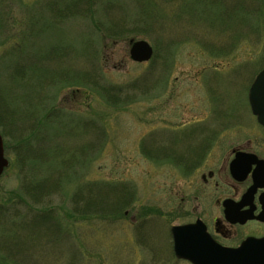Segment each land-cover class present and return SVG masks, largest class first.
Returning a JSON list of instances; mask_svg holds the SVG:
<instances>
[{
  "label": "rangeland",
  "instance_id": "1",
  "mask_svg": "<svg viewBox=\"0 0 264 264\" xmlns=\"http://www.w3.org/2000/svg\"><path fill=\"white\" fill-rule=\"evenodd\" d=\"M45 1L0 0V264H187L164 255L170 227L264 134V0Z\"/></svg>",
  "mask_w": 264,
  "mask_h": 264
},
{
  "label": "flooded vegetation",
  "instance_id": "2",
  "mask_svg": "<svg viewBox=\"0 0 264 264\" xmlns=\"http://www.w3.org/2000/svg\"><path fill=\"white\" fill-rule=\"evenodd\" d=\"M259 139L257 148L250 141L233 146L219 170L211 169L202 175L205 183H214L213 191L201 198L200 210L191 205L196 215L181 224H195L205 238L228 248L264 238V134ZM197 157L188 161L195 163ZM164 255L172 262L193 264L176 255L172 238Z\"/></svg>",
  "mask_w": 264,
  "mask_h": 264
},
{
  "label": "water",
  "instance_id": "3",
  "mask_svg": "<svg viewBox=\"0 0 264 264\" xmlns=\"http://www.w3.org/2000/svg\"><path fill=\"white\" fill-rule=\"evenodd\" d=\"M131 43L132 59L144 61L153 55V47L147 40H132ZM248 97L253 113L264 124V68L252 82ZM7 165L0 133V175ZM171 230L176 253L190 259L194 264H264V239L252 240L239 248L228 249L205 238L204 233L196 230L195 224L173 225Z\"/></svg>",
  "mask_w": 264,
  "mask_h": 264
},
{
  "label": "trees",
  "instance_id": "4",
  "mask_svg": "<svg viewBox=\"0 0 264 264\" xmlns=\"http://www.w3.org/2000/svg\"><path fill=\"white\" fill-rule=\"evenodd\" d=\"M50 2V0H46L45 1V6H47V7H52L53 5L52 4H50L49 3ZM48 3H49V5H48ZM49 9H51V8H49ZM48 9V10H49ZM72 13V12H71ZM69 80V79H68ZM68 82V81H67ZM66 82V83H67ZM95 85L97 86V85H100V84H96L95 83ZM104 90H106L105 92H106V98H108L113 104L114 103H117V102H119V100L121 99V97L119 96V92L117 93L116 92V90H115V88H114V86L113 87H111V88H109V89H104ZM31 127H33V124H32V126ZM40 133V132H39ZM128 194H129V192H128ZM128 194L127 193H123L122 194V198H128ZM131 196V195H130ZM127 203V201L125 200V203H123V202H121V203H118L117 205H116V207L114 208V209H112L113 211H114V213L115 214H117V213H120L121 211H122V209H123V207H124V205ZM7 208V207H6ZM9 210H10V208H8Z\"/></svg>",
  "mask_w": 264,
  "mask_h": 264
}]
</instances>
